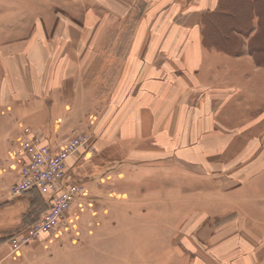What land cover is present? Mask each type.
I'll return each mask as SVG.
<instances>
[{
  "label": "crops",
  "instance_id": "0c3cea01",
  "mask_svg": "<svg viewBox=\"0 0 264 264\" xmlns=\"http://www.w3.org/2000/svg\"><path fill=\"white\" fill-rule=\"evenodd\" d=\"M221 1L102 0L107 26L77 29L79 38L69 45L72 53L68 57L62 51L59 54L62 61L55 68L64 70H56L59 76L53 82L52 98H29L13 132L19 133L20 141L22 129L28 127L31 135L52 145L76 132L95 133L93 154L87 156L89 151H85L82 156L69 157L68 174L70 181H84L86 193L100 197L101 203L96 205L97 213L85 217L80 229L59 240L38 242L17 253H9L8 245L1 246L5 264H157L158 250L152 249L158 239L157 211L143 206L152 200L151 193L128 200L122 187L115 191L104 186L109 176L130 179V173L120 171L127 164L149 168L142 178H163L170 190L165 195H174V179L180 177L159 173V163L178 161L189 172L199 173L203 186L185 191L199 201L186 209L191 213L187 222L206 212L216 227L217 221L233 216L228 221L231 227L257 224L236 201L219 200L217 211V179L225 182L219 191L227 192L228 177L217 178V154L210 155L209 149H217V132L230 130L238 114L247 116V110L253 109L255 85L264 91V73L261 67L255 68L247 52L248 38L243 39L240 55L224 52L205 38L203 19L217 12ZM127 18L132 26L114 27L113 21L121 24ZM64 31L55 30L57 36ZM47 99H53L51 105L45 103ZM252 118L249 115L251 123ZM19 141L9 144L8 153ZM112 151L123 158L107 160L103 166L96 162ZM10 159L11 155L0 175L14 163L15 158ZM248 160L253 163L252 158ZM253 170L252 166L246 169L245 179L251 178ZM5 183L0 181V186ZM33 193L15 196L19 197L14 199L17 205L11 203L0 219V239L8 240L30 224ZM206 201L215 205L211 213L203 207ZM15 211H19L16 217ZM152 211L156 218L147 225L143 214ZM165 226L172 228L173 224L167 221ZM167 258V253L161 257Z\"/></svg>",
  "mask_w": 264,
  "mask_h": 264
},
{
  "label": "rangeland",
  "instance_id": "374dc122",
  "mask_svg": "<svg viewBox=\"0 0 264 264\" xmlns=\"http://www.w3.org/2000/svg\"><path fill=\"white\" fill-rule=\"evenodd\" d=\"M102 6V0H0V169L7 165L8 156L11 155L13 160L15 158L12 152L8 153L7 149L14 140L19 141V133L13 132L14 122L21 118L20 114L22 113L19 114V111L28 103L29 98L35 100L37 95L48 98L51 95L52 98L51 90L55 85L53 82L59 76L56 70L60 69L55 66L57 67L62 61L59 54L62 51L61 55L68 57L72 53L69 45L75 43L74 40L79 38L77 29L107 26L108 20L102 14ZM129 16L131 17L132 14ZM130 21L127 18L119 24L120 21L115 20L113 21L114 27H128L130 24L132 26L133 21ZM260 24V29L256 31L255 27L249 36H252L257 43L264 45V13ZM55 30L65 31L62 36H57ZM70 32L74 33L73 36L68 35ZM236 37L240 38V36ZM247 52L253 58L255 68L261 67L264 73V51L255 56L249 52L248 48ZM242 53L240 50V52L231 55ZM67 70L65 75L68 77L70 69L67 68ZM84 70H81L82 73ZM257 79L259 80V78ZM257 86L259 88L257 89L255 85L252 100L253 109L247 110V116L237 113L236 123L231 125L230 130L217 132V149H209L210 155L217 154V178L228 177L226 188L229 189L227 192L219 191V188L225 187V182L220 183V179H217V211L221 204L218 202L219 200L222 203L236 201L257 222L256 225L251 223V225L242 228L231 227L228 221L236 218L233 216L226 220L219 219L216 227V225L213 226L214 221L207 219L209 217L206 212L198 217L195 214L192 217L193 220L187 222L188 214L191 218V213H187L186 209L199 201L194 200L193 196H186L185 191L189 188H197L198 185L203 186V183L198 180L201 178L198 176L199 173L189 172L185 165L178 161L159 163L157 170L164 175L166 172H171L175 174V177H180L174 179V195H165L170 190L165 188L163 178L158 181H150L148 178L141 177L148 175L149 168H135L127 164L120 171L130 173V179L121 181L113 176H109L107 180L104 179L106 189L112 187L116 191L120 186L128 200L148 196L151 193L152 200L145 202L143 206L147 209L155 207L157 211L158 239L156 246L152 245V249L158 250L157 264H264V94H262L264 91L261 85ZM51 102L53 99L45 101L47 105H51ZM241 110L240 107L239 113ZM251 114L252 123L249 121ZM246 117L248 119H245ZM26 128L29 129L28 127L22 129L23 137L28 132H26ZM78 133L81 132H76L74 135ZM85 133H88L93 143V137H96L95 133ZM40 141L50 144V142L41 139ZM80 151L84 152L80 153ZM85 151L87 150L80 148L71 156H82L86 154ZM93 151L94 148L89 151L87 156L93 154ZM113 152L117 151H112L110 156L97 159L96 162L103 166L107 160L123 158L117 154L118 152ZM164 157L165 155L160 158ZM230 158L234 160H229ZM248 158H252V164H249ZM68 159L64 163L67 171L69 169ZM230 161H234V163L231 164ZM249 166L254 168V172L251 178L245 179L243 175L246 174V169ZM18 168L15 159L9 169L1 170L3 175H0V181L6 183L4 186H0V219L5 216L7 209L11 208L10 204L14 203V199L28 193L25 192L19 196L12 192L13 185L17 181ZM135 181H137V185ZM74 183L82 186V193L72 204L70 211L65 214V221L63 220L49 236H43L39 241L40 244H49L53 240H59L63 236L72 234L73 229L81 228L85 217L97 213L96 205H100V197L94 198L88 195L84 181ZM100 184H102L101 181ZM11 195L19 197L13 198ZM115 196L116 192L115 195H112L113 199ZM126 198L125 200H127ZM31 199V202H35L32 206V217H30V220L33 221L40 218L45 203L37 192L32 194ZM166 205L168 211H164ZM203 207L211 213L214 211L215 205L206 201ZM18 213L19 211H15L14 217ZM155 214V211L143 214L147 225V222L154 220ZM238 219L242 220L240 216ZM167 221L173 224L172 228L165 226ZM39 243L38 241L30 243L24 248ZM4 245H8L9 249L7 248V250L12 253L7 237L0 239V247ZM166 253L168 258L161 259L162 255L165 256ZM5 261V257L0 254V264H5Z\"/></svg>",
  "mask_w": 264,
  "mask_h": 264
},
{
  "label": "built area",
  "instance_id": "2783aa9c",
  "mask_svg": "<svg viewBox=\"0 0 264 264\" xmlns=\"http://www.w3.org/2000/svg\"><path fill=\"white\" fill-rule=\"evenodd\" d=\"M26 132L12 150L19 167L12 192L20 195L36 191L46 209L40 218L9 237L12 253L19 252L30 243L41 241L43 236H49L65 221V214L83 189L81 185L69 181L64 163L78 149L92 151L94 148L90 136L85 132L64 139L58 145L41 143L37 136L30 134L29 129L26 128Z\"/></svg>",
  "mask_w": 264,
  "mask_h": 264
},
{
  "label": "trees",
  "instance_id": "16d2710c",
  "mask_svg": "<svg viewBox=\"0 0 264 264\" xmlns=\"http://www.w3.org/2000/svg\"><path fill=\"white\" fill-rule=\"evenodd\" d=\"M263 13L264 0H223L217 12L207 14L203 19L207 28L205 38L224 52L236 54L240 52L242 38L246 37L249 52L254 56L259 55L264 51V45L257 43L249 34L255 28L254 19L257 20L256 31L260 29ZM45 209L44 204L43 211Z\"/></svg>",
  "mask_w": 264,
  "mask_h": 264
}]
</instances>
